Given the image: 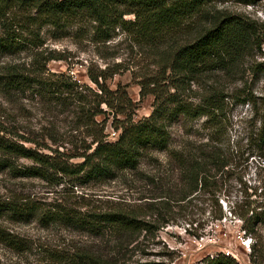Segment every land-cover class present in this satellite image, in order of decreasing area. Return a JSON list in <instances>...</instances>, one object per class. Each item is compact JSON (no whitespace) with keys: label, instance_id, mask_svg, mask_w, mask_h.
<instances>
[{"label":"trees","instance_id":"trees-1","mask_svg":"<svg viewBox=\"0 0 264 264\" xmlns=\"http://www.w3.org/2000/svg\"><path fill=\"white\" fill-rule=\"evenodd\" d=\"M255 1L0 0V60L40 47L46 31L65 35L74 26L86 32L89 26L91 39L97 43L123 33L147 50L152 65L136 81L140 98L153 96L151 111L139 119L133 118L135 102L125 87L107 85V79L117 71L107 65L87 68L94 87L78 83L65 73H44V63L60 57L43 51L37 52L32 71L15 63L0 70V90L5 98L16 100L30 93L51 109L60 107L61 112H71L74 128H81L83 134L74 140L73 152L58 148L43 152L25 145L21 141H34L15 126L0 121V171L44 180L67 175L89 182L138 172L149 163L152 171L148 178L156 191L148 197L142 215L131 209H77L61 203H41L29 196L0 198V217L15 222L36 219L41 227L59 225L87 236H108L106 241L113 246L104 250L91 245L36 242L0 224V244L23 258L20 264H34L28 261L33 251L38 264H115L117 256L142 231L152 233L169 223L174 214L190 206L198 208L196 200H209L211 221L222 220L225 215L218 199L238 150L227 137L226 94L216 86L198 83L208 73L230 71L239 59L260 51L264 21L227 9L221 10L211 24H203L202 17L213 2L248 5ZM249 69L264 73V60L253 62ZM98 115H102L100 120ZM200 118L202 121L193 128ZM107 124L115 133L112 139L105 131ZM263 138L264 122L258 141ZM75 157L81 159L70 160ZM17 158L31 163L18 165ZM193 209L191 214H196ZM230 212L253 240L254 251L263 238L264 187L254 198L234 204ZM145 214L154 218H145ZM205 224L198 223L195 228L199 232L186 227L185 232L199 237ZM250 260L254 263L253 253ZM211 262L234 264L232 258L218 255ZM0 264L4 262L0 260Z\"/></svg>","mask_w":264,"mask_h":264},{"label":"rangeland","instance_id":"rangeland-1","mask_svg":"<svg viewBox=\"0 0 264 264\" xmlns=\"http://www.w3.org/2000/svg\"><path fill=\"white\" fill-rule=\"evenodd\" d=\"M224 9L232 13H245L251 18L264 21V0H256L248 5L210 3L202 17V23L211 24ZM85 29H88L87 32L74 26L65 35L46 31L43 35L44 43L40 47L4 56L0 60V70L6 64L15 63L32 71L37 52L43 51L45 55L60 57L44 63V73H65L78 83L94 87L87 76V68H103L107 65L110 70H117L107 79V85L110 88H115L117 84L123 85L135 102L133 118L148 115L153 96L148 94L140 98V86L136 82L144 70L152 67L147 50L135 45L123 33L106 42H94L91 39V28L86 26ZM260 60H264V43L260 51L254 50L250 57L239 59L230 71L210 72L198 83L199 86L203 83L205 86H216L226 94L227 137L233 148L235 145L238 150L234 154L218 199L225 216L220 221H211L212 206L209 200H196L194 203H197L198 208L190 206L187 211L174 214L173 220L170 218L169 223L154 229L152 233L142 231L124 249L123 254L117 256L115 264H212L211 259L217 255L232 258L234 264H264V227L261 230L263 238L253 251V240L248 234H244L240 219L230 212L234 204L254 198L264 187V138L262 142L258 141L264 122V73H252L249 69L250 64ZM61 111L60 107L51 109L30 93L15 100L5 98L0 90V121L15 126L25 137L34 141H21L25 145L38 147L43 152H51L54 148L73 152L74 140L83 136L81 128H74L71 112ZM96 118L100 120L102 115ZM201 121L202 118L197 123L194 122L193 128ZM105 131L109 133V139L114 137L115 133L109 124ZM258 145H262V148ZM80 159L75 157L70 160ZM15 163L28 165L31 162L25 158H17ZM151 169V164L145 163L141 171L125 172L112 180L89 182H81L74 176L67 175H60L52 180L17 177L5 169L0 171V198L29 196L41 203H61L77 209H131L142 215V211L147 209L148 197L156 192L148 178ZM200 207L205 208V211ZM192 209L197 213L191 214ZM143 217L154 218L146 214ZM203 222L206 224L201 236L195 237L185 232V227L191 232H199L195 227ZM0 224L36 242L91 245L104 250L113 247L111 241H106L108 236L102 237L105 239L87 236L59 225L41 227L36 219L15 222L0 217ZM34 253L35 251L28 255V261L38 264ZM250 253L254 254V263L250 260ZM21 259L23 258L15 256L0 244V260L4 264H20Z\"/></svg>","mask_w":264,"mask_h":264}]
</instances>
